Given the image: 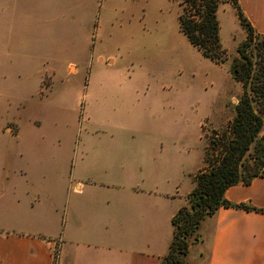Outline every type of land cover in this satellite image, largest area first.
I'll return each mask as SVG.
<instances>
[{"label": "rangeland", "instance_id": "rangeland-1", "mask_svg": "<svg viewBox=\"0 0 264 264\" xmlns=\"http://www.w3.org/2000/svg\"><path fill=\"white\" fill-rule=\"evenodd\" d=\"M219 8L221 63L180 31L182 0H0V229L59 230L44 209L66 207L71 169L96 163L149 169L188 208L244 88L245 31Z\"/></svg>", "mask_w": 264, "mask_h": 264}, {"label": "crops", "instance_id": "crops-1", "mask_svg": "<svg viewBox=\"0 0 264 264\" xmlns=\"http://www.w3.org/2000/svg\"><path fill=\"white\" fill-rule=\"evenodd\" d=\"M220 8L233 9L239 23L234 7ZM238 8L254 31L264 34V0H239ZM103 168L108 166L71 169L66 207L44 209L61 215L62 226L54 233L0 229V264H158L172 240L171 219L184 199L149 169L132 177ZM224 198L264 211V177L228 188ZM194 248L192 264H264V212L218 208L201 221L188 255Z\"/></svg>", "mask_w": 264, "mask_h": 264}, {"label": "trees", "instance_id": "trees-1", "mask_svg": "<svg viewBox=\"0 0 264 264\" xmlns=\"http://www.w3.org/2000/svg\"><path fill=\"white\" fill-rule=\"evenodd\" d=\"M186 5L178 17L179 29L204 58L223 62L216 13L221 4L236 9L245 39L237 46L242 69L235 70L243 83V92L234 106L229 137L217 146L219 151L207 172L196 177L188 194V208H181L171 219L172 240L158 264H187L190 241L201 221L220 207L264 212L244 204H232L225 191L236 185H249L264 177V34H258L243 17L239 0H182ZM196 236V235H195Z\"/></svg>", "mask_w": 264, "mask_h": 264}]
</instances>
